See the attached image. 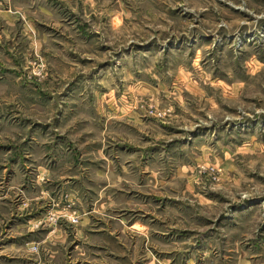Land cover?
I'll return each instance as SVG.
<instances>
[{
	"label": "rangeland",
	"instance_id": "rangeland-1",
	"mask_svg": "<svg viewBox=\"0 0 264 264\" xmlns=\"http://www.w3.org/2000/svg\"><path fill=\"white\" fill-rule=\"evenodd\" d=\"M21 6L0 264H264V0Z\"/></svg>",
	"mask_w": 264,
	"mask_h": 264
},
{
	"label": "crops",
	"instance_id": "crops-1",
	"mask_svg": "<svg viewBox=\"0 0 264 264\" xmlns=\"http://www.w3.org/2000/svg\"><path fill=\"white\" fill-rule=\"evenodd\" d=\"M24 1H26V0H2V1L0 0V2H4L8 6V9L11 11V13L15 10L20 9L22 7L21 4H23ZM28 1L34 2L36 0H28ZM0 12H2L1 15H2L3 19H8V20L10 19L11 13L9 11L4 10V11H0ZM10 28L11 27L9 26L8 30Z\"/></svg>",
	"mask_w": 264,
	"mask_h": 264
}]
</instances>
